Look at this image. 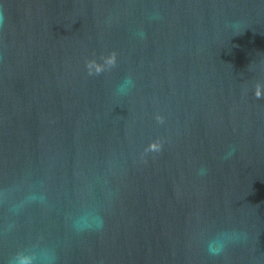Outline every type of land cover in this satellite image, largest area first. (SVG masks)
Returning <instances> with one entry per match:
<instances>
[{
    "label": "water",
    "instance_id": "95a60500",
    "mask_svg": "<svg viewBox=\"0 0 264 264\" xmlns=\"http://www.w3.org/2000/svg\"><path fill=\"white\" fill-rule=\"evenodd\" d=\"M21 257L264 264V0H0V264Z\"/></svg>",
    "mask_w": 264,
    "mask_h": 264
},
{
    "label": "clouds",
    "instance_id": "9594fccd",
    "mask_svg": "<svg viewBox=\"0 0 264 264\" xmlns=\"http://www.w3.org/2000/svg\"><path fill=\"white\" fill-rule=\"evenodd\" d=\"M115 62V53L110 54V63L114 64ZM259 93H256V96L259 98ZM161 118H158V120H160ZM160 145L157 147L155 145H153V148L155 149V151L159 150ZM222 250L221 247H216V248H210V252L213 255H218L220 253V251ZM20 264H28V258L27 257H21L20 258Z\"/></svg>",
    "mask_w": 264,
    "mask_h": 264
}]
</instances>
